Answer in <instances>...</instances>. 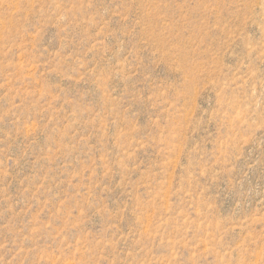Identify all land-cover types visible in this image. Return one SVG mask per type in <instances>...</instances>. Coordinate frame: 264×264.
<instances>
[{"label":"rangeland","instance_id":"rangeland-1","mask_svg":"<svg viewBox=\"0 0 264 264\" xmlns=\"http://www.w3.org/2000/svg\"><path fill=\"white\" fill-rule=\"evenodd\" d=\"M0 264H264V0H0Z\"/></svg>","mask_w":264,"mask_h":264}]
</instances>
